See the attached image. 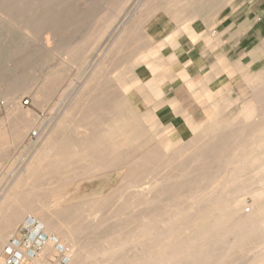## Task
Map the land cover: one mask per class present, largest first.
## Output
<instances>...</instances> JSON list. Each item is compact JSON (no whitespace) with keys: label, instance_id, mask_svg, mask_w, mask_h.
Instances as JSON below:
<instances>
[{"label":"rangeland","instance_id":"rangeland-1","mask_svg":"<svg viewBox=\"0 0 264 264\" xmlns=\"http://www.w3.org/2000/svg\"><path fill=\"white\" fill-rule=\"evenodd\" d=\"M41 3L34 13L15 11L11 18L0 4V231L9 240L21 239L26 208L38 204L64 220L58 232L49 233L58 246L47 256L42 250L36 259L42 264H145L150 253L157 255L153 264H264V57L250 58L248 69L239 64L232 84L206 103L201 93L184 89L168 95L178 98V117L160 111L166 103L150 101L139 81L144 68L166 75V38L199 17L211 21L217 37L228 24L220 21L236 10L239 28L247 21L264 33V0ZM260 41L248 51L264 54ZM196 86L201 89V77ZM59 124L64 125L58 129ZM61 135L69 140H58ZM49 136L56 153L37 160ZM112 145L120 147L117 152L106 148ZM105 166L106 174L89 172ZM67 228L77 233L62 236ZM6 245L0 244L1 260Z\"/></svg>","mask_w":264,"mask_h":264},{"label":"crops","instance_id":"crops-1","mask_svg":"<svg viewBox=\"0 0 264 264\" xmlns=\"http://www.w3.org/2000/svg\"><path fill=\"white\" fill-rule=\"evenodd\" d=\"M236 13L234 10L220 21L219 26L228 24L217 37L210 30L211 21L206 23L199 17L193 24L173 30L166 38L165 52L162 53L166 75L161 76L144 68V79H139L150 101L166 103L160 111L174 113L173 102L178 98H169L168 95L178 89H184L194 96L201 93V103H206L212 95L222 91V87L227 88L232 84V80L238 76L239 64L245 62L248 69L252 54L264 57L263 52L248 51L259 38L264 47V33L255 31L247 21H243L239 28ZM244 42V53L238 55L237 51ZM200 77L201 89L196 86V80Z\"/></svg>","mask_w":264,"mask_h":264},{"label":"bare ground","instance_id":"bare-ground-1","mask_svg":"<svg viewBox=\"0 0 264 264\" xmlns=\"http://www.w3.org/2000/svg\"><path fill=\"white\" fill-rule=\"evenodd\" d=\"M41 1L42 0H0V4L1 5H6V6H4V8H6V12H5V14L7 13V14H9V17L10 16H12V15H14V13H15V11H20L21 10V12H24L25 10H27V11H30V12H32V13H34V12H36V11H38L39 9H41V6H42V4L43 3H41ZM50 3V2H49ZM58 3V2H57ZM24 10V11H23ZM2 11H5V10H2ZM40 12V11H39ZM2 13H4V12H2ZM19 13V12H18ZM25 13V12H24ZM55 13V12H54ZM27 14V13H26ZM17 15V14H16ZM19 15V14H18ZM17 15V16H18ZM24 15V14H23ZM44 15V14H43ZM16 16V17H17ZM29 16V15H28ZM27 16V17H28ZM26 17V18H27ZM30 17V16H29ZM37 17V16H36ZM11 18V17H10ZM14 18V17H13ZM25 18V17H24ZM6 19V18H5ZM28 19V18H27ZM33 19V18H32ZM13 20V19H12ZM15 20V19H14ZM5 21V20H4ZM40 21V20H39ZM6 22V21H5ZM23 22H25V21H23ZM29 22V21H28ZM34 22H36V21H34ZM9 23H10V21H9ZM15 23V22H14ZM14 23H12V24H14ZM22 24H24V23H21V25ZM34 25V24H33ZM19 27V26H18ZM35 29V28H34ZM34 29H32V30H34ZM23 30V29H22ZM29 31V30H28ZM30 32H31V29H30ZM50 33V32H49ZM50 45V44H49ZM256 56V53H254V54H252L251 55V57L250 58H254ZM249 58V59H250ZM99 60V59H98ZM259 79H261V76H259V78L258 79H256L257 81L255 82H253L252 83V86L254 85V84H257L258 83V81H259ZM251 83V82H250ZM260 85V84H259ZM263 86V84L260 86V87H262ZM259 87V88H260ZM264 87V86H263ZM261 90V89H260ZM257 91H258V93L257 94H259L260 92H262V90L261 91H259V89H257ZM264 91V90H263ZM258 100H259V98H258ZM258 100L256 101V102H258ZM263 101V100H262ZM258 104V103H257ZM259 105V104H258ZM261 105V104H260ZM260 107V106H259ZM109 117V116H108ZM254 120V119H253ZM252 120V121H253ZM65 122V121H64ZM251 122V121H250ZM66 123V122H65ZM106 124V123H105ZM120 124V123H119ZM125 124H127V123H125ZM63 125L64 124H59V126H58V129H60L61 127H63ZM67 125V124H66ZM109 125H111V124H109ZM116 125V124H115ZM128 125V124H127ZM68 126V125H67ZM117 126H118V124H117ZM69 127V126H68ZM113 127V126H112ZM116 127V126H115ZM124 127H126V125L124 126ZM81 128V127H80ZM119 128V127H118ZM65 129H67V128H65ZM64 128H63V130H65ZM124 129V128H123ZM81 130H83V129H81ZM108 130H109V128H108ZM116 130H117V128H116ZM188 130V129H187ZM80 131V130H79ZM115 131V130H114ZM93 133V132H92ZM107 133V132H106ZM113 133V132H112ZM178 133V132H177ZM96 134V133H95ZM94 134V135H95ZM101 134V133H100ZM67 135V134H66ZM69 135V134H68ZM108 136H107V138H106V140H109V138L111 139V137H109V134H107ZM128 135V134H127ZM175 135H176V133H175ZM103 136V135H102ZM105 136H106V134H105ZM56 137H57V135H56ZM68 138H69V136H67ZM97 137H98V135H97ZM99 137H101V136H99ZM113 137V136H112ZM125 137H126V135H125ZM146 137H148V136H146ZM179 137H181V136H179ZM179 137H178V135H177V138L179 139ZM67 138V139H68ZM82 140H86V139H88L89 138V136H88V134L85 132V131H81V137H80ZM103 139H104V137H102ZM121 138V137H120ZM122 138H124V136L122 137ZM59 139H61V141L63 140H67L66 138H65V136H63V135H61V137H59L58 138V140ZM98 138H94L93 139V141H95L96 142V140H97ZM101 138H99V140H100ZM119 139V138H118ZM138 139V138H137ZM145 139V138H144ZM52 140H54V136H51V138H50V136H49V139H48V142L47 143H45V145H44V147L39 151V153H38V155H37V160L40 158V157H42V156H45V157H49V156H51V155H55V149H56V144H51V141ZM56 140V139H55ZM69 140V139H68ZM87 141V140H86ZM110 141V140H109ZM115 141H116V139H115ZM97 142H98V140H97ZM105 142V141H104ZM107 142V141H106ZM106 142H105V144H106ZM110 142H112V141H110ZM114 142V141H113ZM139 142H141V140H139ZM89 143V142H88ZM123 143V142H122ZM135 143V142H134ZM59 144V143H58ZM91 144V143H90ZM90 144H87V145H89L90 146ZM107 144H108V142H107ZM106 144V145H107ZM110 144V143H109ZM114 144V143H113ZM117 144V143H116ZM120 144V143H119ZM133 144V143H132ZM131 144V145H132ZM190 144V143H189ZM195 144V143H194ZM60 145V144H59ZM130 144H129V146H131ZM100 146V145H99ZM125 146V145H124ZM61 147V146H60ZM92 147H94L93 145H92ZM138 148H139V145L137 146ZM77 148H78V146H77ZM90 148V147H89ZM95 148H96V146H95ZM95 148H94V150H95ZM107 149H113V150H115L116 151V149H118V148H120L119 146H117V145H112V146H107L106 147ZM122 148V147H121ZM126 148H128V147H126ZM125 148V149H126ZM130 148H132V146L130 147ZM61 149V148H60ZM81 149V148H80ZM99 149H101V148H99ZM103 149V148H102ZM77 150V149H76ZM93 150V149H92ZM61 151V150H60ZM71 151V150H70ZM97 151V150H96ZM68 152V151H67ZM81 152V151H80ZM84 152V151H83ZM117 152V151H116ZM128 153H129V151H127ZM77 153V152H76ZM87 153V152H86ZM85 153V154H86ZM113 153V152H112ZM126 153V152H125ZM61 154H62V152H61ZM93 154H96V153H93ZM127 154V153H126ZM181 154V153H180ZM189 154V153H188ZM67 155H68V153H67ZM76 155V154H75ZM91 155H92V153H91ZM148 155L151 157V155H150V152L148 153ZM147 155V156H148ZM95 156V155H94ZM93 156V157H94ZM105 155H103V157H104ZM125 156V155H124ZM123 156V157H124ZM85 157V156H84ZM103 157H101V159L103 158ZM120 157H121V155H120ZM122 157V158H123ZM127 157V156H126ZM145 157H146V154H145ZM149 157V158H150ZM74 158V157H73ZM76 158V157H75ZM77 158H79V157H77ZM148 158V157H147ZM245 158V157H244ZM64 159V158H63ZM88 159V158H87ZM90 159V158H89ZM100 159V160H101ZM234 159V158H233ZM36 160V161H37ZM91 160H92V158H91ZM103 160V159H102ZM136 160V159H135ZM40 161V160H39ZM60 161V160H59ZM74 161V160H73ZM79 161V160H78ZM235 160H233V162H234ZM81 162H87V161H81ZM237 162V161H236ZM59 163H61V161L59 162ZM65 163V162H64ZM80 163V162H79ZM150 163H151V161H150ZM245 163V162H244ZM38 164H40V163H38ZM48 164V163H47ZM72 164H73V162H72ZM130 164H131V162H130ZM138 164V163H137ZM142 164H143V162H142ZM46 165V164H45ZM65 165V164H64ZM68 165V164H67ZM70 165V164H69ZM68 165V166H69ZM87 165V164H86ZM132 166H133V164H131ZM130 165V166H131ZM140 165V164H139ZM147 165V164H146ZM72 166V165H71ZM101 166V165H100ZM120 166V165H119ZM127 166V165H126ZM148 166V165H147ZM67 167V166H66ZM115 168L116 167H118V166H114ZM55 168V167H54ZM53 168V169H54ZM56 168H58V167H56ZM112 168V167H111ZM136 168V167H135ZM236 168V167H235ZM35 169H37V168H35ZM62 169V168H61ZM64 169V168H63ZM65 169H67V168H65ZM64 169V170H65ZM69 169H70V167H69ZM125 169V168H124ZM148 169V168H147ZM43 170V169H42ZM55 170H57V169H55ZM64 170H60V171H64ZM76 170H79V169H76ZM86 170V169H85ZM108 170H109V167H104V168H98V167H96V168H94V169H91L89 172H91L92 174H94V175H98V174H106L107 172H108ZM138 170V169H137ZM143 170V169H142ZM141 170V171H142ZM235 170V169H234ZM28 171V173H31L32 171H34V168H32V169H29V170H27ZM59 171V170H58ZM111 171V170H110ZM139 172V174L140 173H143V171L142 172ZM148 171H149V169H148ZM236 171V170H235ZM234 171V172H235ZM56 172V171H55ZM88 172V171H87ZM134 172H136L137 173V171H134ZM90 173V174H91ZM136 173H134L135 175H136ZM150 173V172H149ZM88 174V173H87ZM138 174V173H137ZM27 175V174H26ZM130 175V174H129ZM28 176V175H27ZM85 176H86V174H85ZM140 176H142L141 174H140ZM132 177H135L134 175H132ZM131 177V178H132ZM137 177V176H136ZM238 177V176H237ZM243 177H245V176H243ZM138 178V177H137ZM136 178V179H137ZM138 180H140V178L138 179ZM226 181V180H225ZM135 182V181H134ZM140 182V181H139ZM123 183H124V181H123ZM126 183V182H125ZM135 184V183H134ZM140 186L142 185L141 183H138ZM136 185V184H135ZM134 185V186H135ZM140 186H138V187H140ZM129 187V186H128ZM149 187V186H148ZM119 188V187H118ZM123 188V187H122ZM130 189V188H129ZM135 189V188H134ZM121 190V189H120ZM136 190H138L137 188H136ZM136 190H134L133 192H135ZM148 190V189H147ZM119 192V191H118ZM200 192V191H199ZM131 193V192H130ZM136 193V194H135ZM134 194L135 195H137V192H135ZM201 193V192H200ZM142 194V193H141ZM150 194H153V193H150ZM192 194V193H191ZM204 194V193H203ZM129 195V194H128ZM140 195V194H139ZM143 195H145V194H143ZM147 195V194H146ZM164 195V194H163ZM184 195V194H183ZM212 195V194H211ZM174 196V194L172 195V197ZM176 196V195H175ZM179 196V195H178ZM181 196V195H180ZM138 197V196H137ZM142 197V196H141ZM185 197V196H184ZM188 197V196H187ZM139 198V197H138ZM176 198H177V196H176ZM167 199H170V198H167ZM180 199V198H179ZM199 199V198H198ZM201 199V198H200ZM214 199H215V197H214ZM138 200V199H137ZM207 200H209V199H207ZM206 200V201H207ZM216 200V199H215ZM148 201V200H147ZM157 201V200H156ZM164 201H167V200H165L164 199ZM169 201V200H168ZM167 201V202H168ZM98 202V201H97ZM96 202V203H97ZM130 202V201H129ZM155 202V201H154ZM157 202H160V201H157ZM172 202V201H171ZM197 202V201H196ZM134 203V202H133ZM132 203V204H133ZM162 203V202H161ZM184 203V202H183ZM163 204H164V202H163ZM168 204V203H167ZM185 204V203H184ZM216 204V203H215ZM148 205H149V203H148ZM151 205V204H150ZM161 205V204H160ZM175 205V204H174ZM181 205V204H180ZM138 206V205H137ZM145 206V205H144ZM156 206H158V205H156ZM22 207H24V206H22ZM153 207V206H152ZM176 207V206H175ZM201 207V206H200ZM220 207V206H219ZM198 208V207H197ZM137 209V208H136ZM143 209V208H142ZM172 209V208H171ZM26 210H28L29 212V215H26V217L23 219L24 220V222H25V224L26 225H29V222L28 221H32V222H34V224L35 225H37V227H36V229H34L33 231H34V236H36V234L37 233H39L40 232V230H41V228H43V236L44 237H46L47 238V241H46V243H45V246L43 247V251H44V253H45V255L47 256L50 252H51V250H53V248L54 247H56V246H58V244L56 243V239L55 238H52V236H50L49 235V233H51V232H58L59 231V228H60V226H62V224H64L63 223V218H62V216H60V217H58V216H56V215H54V214H51V213H49V212H47L48 210H46V211H43L42 209H40L39 207H38V204H35L34 206H32V207H28V208H26ZM116 210V209H115ZM128 210V209H127ZM196 210V209H195ZM194 210V211H195ZM244 210H246V208H242V207H240V211H244ZM139 211V210H138ZM157 211V210H156ZM155 211V212H156ZM214 211V210H213ZM212 211V212H213ZM250 211V210H249ZM55 212V211H54ZM116 212V211H115ZM153 212V211H152ZM172 212H174V211H172ZM192 212V211H191ZM97 213V212H96ZM131 213V212H130ZM157 213H158V211H157ZM160 213V212H159ZM34 214H36V215H34ZM68 214H70V213H68ZM77 214V213H76ZM119 214V213H118ZM129 214V213H128ZM127 214V215H128ZM153 214H155V213H153ZM168 214V213H167ZM179 214V213H178ZM250 214V213H249ZM72 215V214H71ZM133 215V214H132ZM149 216L151 215V214H148ZM180 215V214H179ZM210 215V214H209ZM74 216H75V214H74ZM123 216H126V215H123ZM147 216V215H146ZM186 216H188V215H186ZM185 216V217H186ZM80 217V216H79ZM113 217V216H112ZM122 217V216H121ZM157 217V216H156ZM217 217V216H216ZM73 218V217H72ZM78 218V217H77ZM76 218V219H77ZM130 218V217H129ZM146 217H144V219H145ZM153 218H154V216H153ZM164 218V217H163ZM166 218V217H165ZM69 219H71V217L69 216ZM116 219V218H115ZM118 219H120L119 217H118ZM155 219V218H154ZM157 219V218H156ZM206 219H208V218H206ZM217 219H218V217H217ZM246 219V218H245ZM80 220V219H79ZM122 220V219H121ZM142 220V219H141ZM146 220V219H145ZM145 220H144V222H145ZM157 220H159V218L157 219ZM156 220V221H157ZM179 220H181V219H179ZM192 220V219H191ZM6 221V220H5ZM118 221V220H117ZM153 221V220H152ZM152 221H150V222H152ZM167 221V220H166ZM7 222V221H6ZM17 222L18 221H15V223H14V225L12 226V228L17 224ZM69 222V221H68ZM164 222V221H163ZM72 223V222H71ZM142 223V222H141ZM75 224V223H74ZM78 224H79V222H78ZM113 224V223H112ZM120 224V223H119ZM151 224V223H150ZM12 225V224H11ZM10 225V226H11ZM67 225V224H66ZM76 225V224H75ZM97 225V224H96ZM104 225V223H102V226ZM117 225V224H116ZM115 225V226H116ZM121 225V224H120ZM188 225H190V223H188ZM9 226V228H11ZM64 226V225H63ZM80 226V225H79ZM112 226V225H111ZM135 227H136V224L134 225ZM144 226V225H143ZM159 226V225H158ZM74 227V226H73ZM104 227V226H103ZM106 227V226H105ZM110 227V226H109ZM119 227V226H118ZM134 227V228H135ZM140 227V226H139ZM139 227L138 228H136V229H139ZM145 227V226H144ZM225 227V226H224ZM223 227V228H224ZM238 227V226H237ZM61 228H64V227H61ZM66 228V227H65ZM100 228V227H99ZM108 228V227H107ZM116 228V227H115ZM119 228H121V227H119ZM143 228V227H142ZM141 228V229H142ZM147 228V227H146ZM159 228V227H158ZM157 228V229H158ZM161 228V227H160ZM204 228V227H203ZM210 228V227H209ZM246 228V227H245ZM76 229H77V226H76ZM76 229H75V231H76ZM92 229H93V227H92ZM101 229V228H100ZM100 229H99V231H100ZM104 229H106V228H104ZM111 229H112V227H111ZM125 229V228H124ZM124 229L123 230H121L122 232L124 231ZM133 229V228H132ZM135 229V230H136ZM153 229V228H152ZM226 229V228H225ZM224 229V230H225ZM9 230V229H8ZM11 230V229H10ZM96 230H97V228H96ZM140 230V229H139ZM214 230V229H213ZM239 230H240V228H239ZM244 230H246V229H244ZM243 230V232H245ZM247 230H250L249 228L247 229ZM98 231V230H97ZM129 231V230H128ZM152 231H154V230H152ZM170 231H172V230H170ZM205 231V230H204ZM215 231V230H214ZM61 232V231H60ZM121 232V233H122ZM150 232V234L152 233L151 231H149ZM162 232V231H161ZM194 232V231H193ZM236 232V231H235ZM234 232V233H235ZM240 232V231H239ZM262 232V231H261ZM7 233H8V231H7ZM75 233H77V232H72L71 230H68V228H67V230L65 231V232H63V233H61L62 234V236L63 235H65L66 236V238L67 237H69V238H72L73 236H74V234ZM81 233V235H83L82 234V231L80 232ZM92 233V234H91ZM90 233V235H93V231ZM98 232H96V233H94V234H97ZM170 233V235H171V232H169ZM230 232H228V234H229ZM237 233V232H236ZM260 233V232H259ZM10 234V233H9ZM155 234V233H154ZM176 234V233H175ZM216 234V233H215ZM233 234V233H232ZM238 234H240V233H238ZM243 234V233H242ZM241 234V235H242ZM245 234V233H244ZM11 235V234H10ZM77 235V234H76ZM86 235V234H85ZM135 235V234H134ZM152 235V234H151ZM166 235V234H165ZM169 235V234H168ZM241 235H238V238H240L239 236H241ZM257 235V234H256ZM8 236V235H7ZM84 236V235H83ZM87 236H89V235H87ZM97 236H98V234H97ZM96 236V237H97ZM101 236V235H100ZM112 236V235H111ZM117 236V235H116ZM154 236V235H153ZM163 236V238H164V235H162ZM232 236V235H231ZM243 236V235H242ZM241 236V238H243L244 239V237H242ZM60 237H61V235H60ZM121 237V236H120ZM166 237H168L167 235H166ZM165 237V238H166ZM200 237V236H199ZM223 237V236H222ZM234 237H236L235 235H234ZM65 238V239H66ZM79 238V237H78ZM110 238V237H109ZM123 238V237H122ZM210 238H212V236L210 237ZM220 238V237H219ZM228 238V237H227ZM10 239V238H9ZM9 239H7V237L5 236V234H3L2 233V231H0V244L2 243H10V240ZM121 239V238H120ZM125 239V238H124ZM154 239V238H153ZM224 239V238H223ZM81 240V239H80ZM111 240V239H110ZM128 240V239H127ZM139 240V239H138ZM149 240V239H148ZM147 240V241H148ZM155 240H158L157 238L155 239ZM220 240H221V238H220ZM108 240H106V242H107ZM150 241H151V239H150ZM161 241V240H160ZM218 241V240H217ZM227 241H228V239H227ZM239 241H241V240H239ZM244 241H247V240H244ZM76 242H78V241H76ZM75 242V243H76ZM86 242V241H85ZM103 242H105V241H103ZM127 242V241H126ZM215 242H216V240H215ZM70 243V242H69ZM144 243V242H143ZM204 243V242H203ZM219 243V242H218ZM79 244V243H78ZM101 244H103L102 243V240H101ZM100 244V245H101ZM132 244V243H131ZM130 244V245H131ZM134 245V244H133ZM136 245H139V244H136ZM203 245V244H202ZM213 245V244H212ZM212 245H211V247H212ZM217 245V244H216ZM224 245H225V242H224ZM228 245H229V243H228ZM227 245V246H228ZM60 246L61 247H63L61 244H60ZM77 246V245H76ZM114 246V245H113ZM126 246H128V245H126ZM161 246H163V245H161ZM214 246H215V244H214ZM226 245H225V247L223 246H219V248L220 247H222V248H226L227 247ZM240 246V245H239ZM258 246V245H257ZM61 247H60V249H61ZM96 247V246H95ZM100 247V246H99ZM129 247V246H128ZM230 247V246H229ZM232 247V246H231ZM243 247V246H242ZM125 248V247H124ZM135 248V247H134ZM180 248V247H179ZM218 248V249H219ZM222 248H220V249H222ZM2 249V248H1ZM1 249H0V252H1ZM63 249H65V248H63ZM211 249V248H210ZM261 248H259V250H260ZM103 250V249H102ZM130 250V249H129ZM185 250V249H184ZM4 251H5V247H4ZM126 251V250H125ZM208 251V250H207ZM215 251V250H214ZM214 251H212V252H214ZM219 251V250H218ZM224 251V250H223ZM100 252V251H99ZM102 252H104V251H102ZM128 252V251H127ZM202 252H204V250L202 251ZM211 252V251H210ZM211 252V253H212ZM224 252H226V251H224ZM244 252V251H243ZM249 252V251H248ZM251 252V251H250ZM262 252V251H261ZM115 253H117V252H115ZM208 253V252H207ZM222 253V252H221ZM257 253H259V251H257ZM2 254V253H1ZM52 254V253H51ZM80 254V253H79ZM78 254V255H79ZM103 254V253H102ZM190 254V253H189ZM203 255V253H200L199 255ZM215 254V253H214ZM214 254H213V256H214ZM219 254V253H218ZM217 253L215 254V255H218ZM104 255V254H103ZM126 255V254H125ZM167 255V254H166ZM197 256H199L198 254H196ZM205 255H208V254H204V256ZM51 256V255H50ZM106 255H104L103 257H105ZM107 256H109V255H107ZM121 256H124V255H121ZM157 256V255H156ZM156 256H155V254L154 253H150L149 255H148V257L146 258V260L144 261V263L145 264H153L154 262H155V259H156ZM211 256H212V254H211ZM210 256V254L208 255V257L210 258L211 257ZM212 256V257H213ZM222 256V255H221ZM95 257H98V256H95ZM101 257V256H100ZM201 256H199V258H200ZM206 257V256H205ZM218 257H219V255H218ZM41 258V257H40ZM110 258V257H109ZM124 258V257H123ZM192 258V257H191ZM194 258V257H193ZM192 258V259H193ZM202 258V257H201ZM204 258V257H203ZM2 259V258H1ZM0 259V262H3V260H1ZM93 259H94V257H93ZM171 259V258H170ZM29 260V259H28ZM30 260H33L32 262H31V264H42V262H39V261H37L36 259H30ZM126 260V259H125ZM164 260H167V259H164ZM194 260V259H193ZM253 260H254V258H253ZM259 260V259H258ZM102 261V260H101ZM109 261V260H108ZM190 261H192V260H190ZM240 261H242V260H240ZM249 261H251V260H249ZM248 261V262H249ZM106 262V261H105ZM111 262V261H110ZM110 262H108V263H110ZM127 262V261H126ZM198 262V261H197ZM253 262V261H252ZM61 263V262H60ZM85 263V262H84ZM193 263H195V262H193ZM111 264H112V262H111ZM162 264V263H161ZM185 264V263H184ZM190 264H192L191 262H190ZM197 264V263H196ZM212 264V263H211ZM246 264H248L247 262H246ZM258 264H259V262H258Z\"/></svg>","mask_w":264,"mask_h":264},{"label":"built area","instance_id":"built-area-1","mask_svg":"<svg viewBox=\"0 0 264 264\" xmlns=\"http://www.w3.org/2000/svg\"><path fill=\"white\" fill-rule=\"evenodd\" d=\"M28 222L22 238H13L6 245L4 259L0 264H24L25 259H37L41 256L47 238L43 237L42 233H37L34 237L33 230L37 225L32 221Z\"/></svg>","mask_w":264,"mask_h":264}]
</instances>
